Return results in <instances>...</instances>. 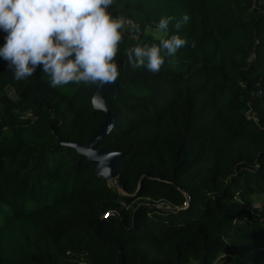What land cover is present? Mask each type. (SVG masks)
<instances>
[{"label":"trees","instance_id":"trees-1","mask_svg":"<svg viewBox=\"0 0 264 264\" xmlns=\"http://www.w3.org/2000/svg\"><path fill=\"white\" fill-rule=\"evenodd\" d=\"M110 11L141 27L123 32L116 124L99 144L124 152L122 188L56 136L85 145L103 124L94 85L52 88L41 68L16 81L0 58V264H264V0ZM185 13L187 46L157 74L133 69L126 49Z\"/></svg>","mask_w":264,"mask_h":264},{"label":"clouds","instance_id":"clouds-1","mask_svg":"<svg viewBox=\"0 0 264 264\" xmlns=\"http://www.w3.org/2000/svg\"><path fill=\"white\" fill-rule=\"evenodd\" d=\"M115 0H0V31L5 33L0 58L7 62L16 81L27 80L42 69L52 88L94 85L103 88L119 78L115 60L123 43L126 25L138 32L139 25L110 11ZM175 20L176 33L169 35ZM190 20L161 16L155 32L163 33L158 42L136 44L126 49L133 69L146 68L157 74L166 59L174 58L187 46L179 34ZM175 64V60L169 61ZM92 107L106 110L99 91L93 95Z\"/></svg>","mask_w":264,"mask_h":264},{"label":"water","instance_id":"water-1","mask_svg":"<svg viewBox=\"0 0 264 264\" xmlns=\"http://www.w3.org/2000/svg\"><path fill=\"white\" fill-rule=\"evenodd\" d=\"M122 87V83L119 79L114 84L105 85L103 88L93 87L91 100L96 91H99L106 103V110H101L105 112L106 117L103 124L93 132L85 145L77 142H67L60 135L56 134L60 140V145L73 147L81 155H85L89 160L96 162V174L108 181H115L119 188H122L119 179V166L123 162L124 152L100 147L99 144L115 127L117 119L115 108L112 103L106 99V95L110 94L111 96H115L116 92L121 91Z\"/></svg>","mask_w":264,"mask_h":264},{"label":"rangeland","instance_id":"rangeland-1","mask_svg":"<svg viewBox=\"0 0 264 264\" xmlns=\"http://www.w3.org/2000/svg\"><path fill=\"white\" fill-rule=\"evenodd\" d=\"M126 30H127V28H126ZM126 30H125V31H126ZM150 33H151L153 36H155V37H158L159 35H163V33H156V32H155V28L151 29V30H150ZM7 91H8V93H9V95H10L11 97H15V93H14L13 89L8 88Z\"/></svg>","mask_w":264,"mask_h":264},{"label":"built area","instance_id":"built-area-1","mask_svg":"<svg viewBox=\"0 0 264 264\" xmlns=\"http://www.w3.org/2000/svg\"><path fill=\"white\" fill-rule=\"evenodd\" d=\"M126 20L127 21H131V22L139 25V28H140V30L138 32H134V31L131 30V25L130 24L129 25H126L127 31L129 33H131L132 35H137V34H139L141 32V27H140V23L139 22H136L135 20H132V19H126Z\"/></svg>","mask_w":264,"mask_h":264}]
</instances>
